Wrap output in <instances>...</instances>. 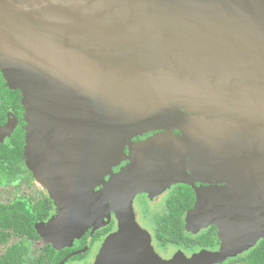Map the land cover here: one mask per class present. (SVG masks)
I'll list each match as a JSON object with an SVG mask.
<instances>
[{"label": "water", "instance_id": "water-1", "mask_svg": "<svg viewBox=\"0 0 264 264\" xmlns=\"http://www.w3.org/2000/svg\"><path fill=\"white\" fill-rule=\"evenodd\" d=\"M0 58L30 108L25 153L31 168L66 204L64 213L37 227L56 248L70 246L94 222L81 197L87 189L104 194L94 188L119 162L123 146L160 120L188 117L178 109L222 123L224 135L237 134L230 138L238 140L236 148L224 143L200 152L197 165L248 164L243 179L260 180L254 187L264 189V0H0ZM222 169L208 171L235 175ZM123 175L113 177L114 195L132 194L121 192ZM251 191L258 192L221 195L257 199H198L188 218L214 223L227 252L241 253L264 235V191ZM123 223L96 264L210 258L162 260L140 228L127 232Z\"/></svg>", "mask_w": 264, "mask_h": 264}, {"label": "flooded vegetation", "instance_id": "flooded-vegetation-1", "mask_svg": "<svg viewBox=\"0 0 264 264\" xmlns=\"http://www.w3.org/2000/svg\"><path fill=\"white\" fill-rule=\"evenodd\" d=\"M5 62L8 63L0 58V179L8 186L1 192L5 200L0 198V210L7 212L10 221L8 226H0V264L4 259L6 264H58L64 258H67L64 264H96L103 243L119 231L122 222L127 232L140 228L160 259L170 260L178 254L187 258L195 249H212L221 242L218 227L212 222L197 232L186 229L188 214L198 199H257L221 194L264 191L254 187L260 180L243 179L250 176V172L244 174V170H249L248 164L197 165L195 160L200 152L218 149L224 140H229L225 143L232 150L236 148L238 140L233 143L230 138H237V134L226 131L224 135L222 123L177 108L188 117L180 122L160 120L151 130L132 136L131 142L123 146L119 162L104 176V182L94 188L96 192L103 188L104 194L94 196L87 189V196L81 197L91 204L94 222L70 246L59 244L56 248L40 235L37 227L64 213L66 204L30 182L23 92L9 84L4 71L9 63ZM222 168H233L235 175L208 171ZM118 174H124L121 180L126 185L121 192L131 190L132 194H113L111 182ZM229 177L234 188L226 183ZM74 204L70 205L71 210L78 207ZM16 211L34 219L32 235L15 228ZM206 213L203 210L202 216Z\"/></svg>", "mask_w": 264, "mask_h": 264}, {"label": "rangeland", "instance_id": "rangeland-1", "mask_svg": "<svg viewBox=\"0 0 264 264\" xmlns=\"http://www.w3.org/2000/svg\"><path fill=\"white\" fill-rule=\"evenodd\" d=\"M27 115L25 113V119H26ZM27 130V128H26ZM27 135V134H26ZM229 140H224V143L227 142ZM27 157H32L30 154H27ZM30 160V158H28ZM31 162H30V172H31V179L30 182L31 184L34 186H40L42 187L41 189H45L46 193L49 195V197H52V189L50 187V185L44 180L42 179L41 176H39L38 174H36L32 168H31ZM7 184L3 183V179H0V194L2 191H4L5 189H7ZM0 198L2 201L5 200V197H3V195H0ZM9 200V199H8ZM210 221L206 220V219H196V218H187L186 221V229L188 231H192V232H197L199 231L201 228L206 227L209 224ZM221 242L220 245L217 247H214L212 249H195L192 252H189L188 255H190L187 258H192L196 255L199 254H205L207 257L210 256V258H208L205 262H203L202 264H245L241 261V258L244 257V255L246 254L247 251H249L251 248L253 247H249L248 250H245L241 253H233V252H227V248L226 246H224L223 240H222V235L219 234V232L217 233ZM261 234H264V229L261 231ZM264 235H261L259 240L261 238H263ZM181 255V254H180ZM185 257V256H184ZM186 258V257H185Z\"/></svg>", "mask_w": 264, "mask_h": 264}, {"label": "trees", "instance_id": "trees-1", "mask_svg": "<svg viewBox=\"0 0 264 264\" xmlns=\"http://www.w3.org/2000/svg\"><path fill=\"white\" fill-rule=\"evenodd\" d=\"M17 211H19L17 209ZM15 212L14 225L19 231L29 232L30 235L34 233L33 218L23 217L18 212ZM10 217L5 210H0V226H8ZM241 261L245 264H264V238H261L257 244L246 252ZM2 264H6L5 259L2 260Z\"/></svg>", "mask_w": 264, "mask_h": 264}, {"label": "bare ground", "instance_id": "bare-ground-1", "mask_svg": "<svg viewBox=\"0 0 264 264\" xmlns=\"http://www.w3.org/2000/svg\"><path fill=\"white\" fill-rule=\"evenodd\" d=\"M29 109H30L29 106H27V109H26V112H27V113L29 112Z\"/></svg>", "mask_w": 264, "mask_h": 264}]
</instances>
